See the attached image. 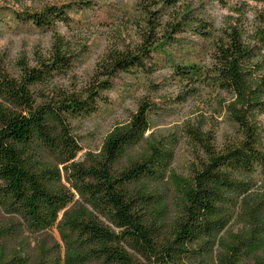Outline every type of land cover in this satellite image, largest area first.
Instances as JSON below:
<instances>
[{
	"label": "trees",
	"instance_id": "1",
	"mask_svg": "<svg viewBox=\"0 0 264 264\" xmlns=\"http://www.w3.org/2000/svg\"><path fill=\"white\" fill-rule=\"evenodd\" d=\"M82 2L19 14L51 29L70 25ZM177 2L143 0L140 44L111 54L82 90L57 86L73 64L63 47L17 75L0 63V264H264V10L252 30L228 0L211 1L233 12L219 25L191 5L164 20ZM187 32L205 42L204 57L168 66L186 91L212 92L236 137L219 146L202 120L189 123L198 160L179 174L175 144L148 133L156 108L143 102L80 156L72 120L98 112L105 78L152 75L156 45Z\"/></svg>",
	"mask_w": 264,
	"mask_h": 264
},
{
	"label": "rangeland",
	"instance_id": "2",
	"mask_svg": "<svg viewBox=\"0 0 264 264\" xmlns=\"http://www.w3.org/2000/svg\"><path fill=\"white\" fill-rule=\"evenodd\" d=\"M86 0H0V63L14 75L23 61L36 66L38 58H50L54 49L63 47L70 54L72 68L66 76L58 77L57 86L66 90H82L95 78L101 64L116 51H125L140 44L141 32L146 29V15L140 10L143 0H87L71 11L70 25L59 23L55 28L38 27L26 22L19 12L43 10L50 5ZM212 0H178L175 6L163 10V19L171 20L176 12L192 6L193 13L213 15L219 25L230 7L212 4ZM230 6H241L246 27L253 29L256 16L264 10V0H228ZM160 29V28H159ZM176 41H160L155 54L161 68L152 75L115 72L105 78L109 89L97 102L94 115L73 119L74 133L86 151H99L107 135L116 125L125 124L143 102L151 103L156 111L148 133L160 140L162 148L175 144L173 165L178 173L189 174L192 163L198 160V149L190 144L184 128L197 127L202 120L204 132L217 134L216 143L223 146L236 137L230 119L204 86L186 91L185 84L168 64L171 58L179 61L204 57L205 42L195 35H176ZM204 46V48H203ZM108 101L109 103H106ZM264 124V117H263Z\"/></svg>",
	"mask_w": 264,
	"mask_h": 264
}]
</instances>
